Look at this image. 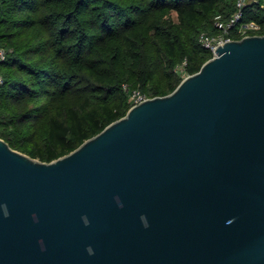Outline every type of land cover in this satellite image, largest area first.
Returning <instances> with one entry per match:
<instances>
[{"label": "water", "instance_id": "1", "mask_svg": "<svg viewBox=\"0 0 264 264\" xmlns=\"http://www.w3.org/2000/svg\"><path fill=\"white\" fill-rule=\"evenodd\" d=\"M216 50L51 161L0 136V264H264V32Z\"/></svg>", "mask_w": 264, "mask_h": 264}, {"label": "trees", "instance_id": "2", "mask_svg": "<svg viewBox=\"0 0 264 264\" xmlns=\"http://www.w3.org/2000/svg\"><path fill=\"white\" fill-rule=\"evenodd\" d=\"M238 9V0H0V136L45 161L69 153L124 116L134 90L166 95L197 72L213 56L201 34ZM242 9L241 21L264 23V0Z\"/></svg>", "mask_w": 264, "mask_h": 264}, {"label": "built area", "instance_id": "3", "mask_svg": "<svg viewBox=\"0 0 264 264\" xmlns=\"http://www.w3.org/2000/svg\"><path fill=\"white\" fill-rule=\"evenodd\" d=\"M247 0H238L239 9L233 13L227 19L223 18L221 15H218L214 21L216 32H206L204 31L200 40L204 46L211 49L213 55L217 54V46L224 40L236 38L234 32L238 35L243 36L249 33H263L264 32V23L258 21H241L243 17V5ZM257 1V0H254ZM7 57L6 48L0 44V86L4 84L5 78L1 70V62L4 61ZM186 63V61H185ZM132 96V105L138 103L148 96L143 93L141 90H134L131 94Z\"/></svg>", "mask_w": 264, "mask_h": 264}, {"label": "rangeland", "instance_id": "4", "mask_svg": "<svg viewBox=\"0 0 264 264\" xmlns=\"http://www.w3.org/2000/svg\"><path fill=\"white\" fill-rule=\"evenodd\" d=\"M188 75V74H187ZM186 76V75H185Z\"/></svg>", "mask_w": 264, "mask_h": 264}]
</instances>
